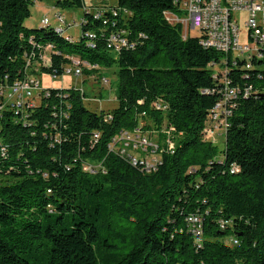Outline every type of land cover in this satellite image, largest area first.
<instances>
[{"label":"trees","instance_id":"trees-1","mask_svg":"<svg viewBox=\"0 0 264 264\" xmlns=\"http://www.w3.org/2000/svg\"><path fill=\"white\" fill-rule=\"evenodd\" d=\"M37 1L0 0V264H264V61L184 37L165 15L175 0L107 3L77 39L51 22L27 28ZM74 60L94 78L117 67V107L44 84L33 105L3 106L4 88L28 77L81 75L66 71ZM221 123L218 159L209 132ZM137 129L159 133L156 171L131 158L155 148L110 149Z\"/></svg>","mask_w":264,"mask_h":264},{"label":"built area","instance_id":"built-area-1","mask_svg":"<svg viewBox=\"0 0 264 264\" xmlns=\"http://www.w3.org/2000/svg\"><path fill=\"white\" fill-rule=\"evenodd\" d=\"M84 1L83 16L80 21H71L61 12H58L59 26L58 30L67 33L72 27L80 28L82 26L85 13H92L96 18L102 16L103 4H87ZM170 22L181 24L184 28V37H187L189 28L198 29L202 35L201 43L204 47L214 48L232 56L247 55L248 52H257L258 59L264 61V0H175V7L165 12ZM43 25L50 24V18L45 16L42 20ZM62 24L66 26L62 27ZM243 27L247 31L250 43H242L241 36ZM93 37V35H91ZM116 38V37H115ZM118 38V37H117ZM123 44H127V39L120 40ZM134 47L135 44H130ZM47 49H51L50 46ZM45 61H50V53L47 58V52L43 55ZM80 61L74 60L72 66H68L66 71L71 73L75 70L76 74H81ZM253 63H246L248 67ZM45 89L39 78H26L22 82L4 88V104L12 108H20L29 103L33 105L35 98L41 97ZM249 92V90H246ZM236 91H230L228 94L234 96ZM220 108V105L217 106ZM214 133V129L209 132V136ZM98 138V134L95 135ZM123 140H126L123 146ZM122 144L116 143L110 147L112 151L120 154L126 153V147L137 152H147L149 148H155L151 153H147L144 157L131 154V158L135 164L140 162L147 172L156 171L159 165V157L156 153L158 149L157 141L154 143L149 134L140 132L139 129L134 132H124L121 140ZM170 143L169 148H173ZM94 171L98 172V166H104L103 163H93ZM193 233L200 235L203 232V219L198 214H192L189 217Z\"/></svg>","mask_w":264,"mask_h":264},{"label":"rangeland","instance_id":"rangeland-1","mask_svg":"<svg viewBox=\"0 0 264 264\" xmlns=\"http://www.w3.org/2000/svg\"><path fill=\"white\" fill-rule=\"evenodd\" d=\"M87 4L95 3V4H116L117 0H86ZM61 12L64 14L70 21L80 19L83 16V9L81 7H71V8H62L55 4L54 0H39L32 6V14L30 17L26 18L24 21V25L27 28H40L43 24L42 20L45 16L50 18L52 25H59L58 15L57 13ZM80 29L78 27H72L69 32L76 39L80 35ZM189 35L191 37L200 36V31L198 29L189 28ZM242 43H250V40L247 36V31L243 27ZM49 51V50H48ZM49 56V52H47V58ZM99 74V78H94L93 75H62L56 79H52L48 74L42 75L41 84L46 87H57V88H67L70 86H78L81 87L85 93L86 98L85 102L89 109L100 111L101 108L109 111L118 106L117 93L116 89L118 87V76H117V67L114 66L110 69H101ZM102 106V107H101ZM163 129H166V122L162 125ZM223 129V124L220 126H216L214 129V133L211 135L214 137L218 144L219 154L217 156L218 159L222 158V150L225 147V139L222 137L221 130ZM157 131L153 137V142L158 141Z\"/></svg>","mask_w":264,"mask_h":264},{"label":"bare ground","instance_id":"bare-ground-1","mask_svg":"<svg viewBox=\"0 0 264 264\" xmlns=\"http://www.w3.org/2000/svg\"><path fill=\"white\" fill-rule=\"evenodd\" d=\"M244 56H245V59L247 60V63H249V61H254L255 59H258V53L257 52H248L247 55H244ZM100 167H102V166H100Z\"/></svg>","mask_w":264,"mask_h":264}]
</instances>
